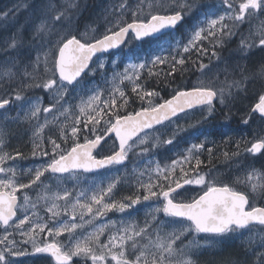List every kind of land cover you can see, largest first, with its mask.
<instances>
[{
    "label": "snow or ice",
    "instance_id": "obj_1",
    "mask_svg": "<svg viewBox=\"0 0 264 264\" xmlns=\"http://www.w3.org/2000/svg\"><path fill=\"white\" fill-rule=\"evenodd\" d=\"M142 2L143 0H141ZM222 2L226 6L225 13L216 18H209L208 14H205L204 20L199 25L194 26L191 39L187 45L183 46V53L195 50L200 56L208 55V49L203 47V40L207 39L221 44L224 40L237 34V31H234V29L238 30L241 25L250 22L251 18L255 15L264 14V0H244L238 6L237 0H222ZM75 7L77 5L74 4L73 0H68L67 8L63 10L51 5L44 6L38 10L36 21H39V23L36 24L33 21L35 25L33 39L40 42V47H44V34L50 31L52 26L57 24L64 25L66 21L70 22L69 12L74 11ZM193 7L194 0H183V2L177 0L171 7V14H159L160 9H153L152 5H149V11L145 13L140 4L133 9L128 0H123V2L113 7V15L117 18L116 22L100 38H93L92 42H88V40L81 42V39H77L75 35H70V38L65 36L56 42L52 48L51 77L47 80L39 84L25 85L23 81L30 76L27 69L31 65L25 64L23 61H20L19 64L15 61L10 62L16 68L15 74L20 77L21 82L20 91L16 93L15 100H24L26 103H29L31 105V116L37 117L41 112L39 100L33 103L29 98L22 97L20 92H23L27 87H38L55 93V103L43 108L44 113L54 111L57 104L63 107V104L60 102H69L66 97L71 96V91H74L81 84V81L89 71L95 72L105 67L103 63H97L96 69L90 67L92 63L96 62L93 60V57H96L97 53L103 54L111 49L119 48L121 45L127 44L130 39H134L141 44L152 41L158 42L163 37L170 36V33L185 21L186 15L192 12ZM154 11L157 14H153ZM7 15L8 13L5 14V17ZM212 15L215 16V13ZM126 16L131 19V23H128L124 19ZM226 21H230V23ZM203 24H206L207 27L202 26ZM257 39L258 44L255 42ZM48 43L51 44L50 41ZM8 47H17L15 36L11 38V43H9ZM179 47L178 43L173 44L169 41L167 50L171 52L179 49ZM253 47H259L261 51H264V32L259 37H251V42H249V38L241 35L240 51L245 52ZM177 55H180V58L177 59L176 56H172L170 64L168 57L161 55L153 57L150 63L153 66L169 64L171 71L165 75L171 77L174 73L178 72V66L180 70H183L186 63L184 56L179 51H177ZM211 55L219 59L215 47ZM40 59L41 57L37 56L36 62H39ZM43 59L45 64H47L49 59L48 52L44 53ZM98 60L99 57H97ZM146 66L147 62L134 65L133 67L144 69ZM206 68L207 65L203 62L199 63V69L202 74ZM3 74L5 76L13 75L12 69L5 67ZM152 74L149 72V75ZM241 74H243V69H241ZM262 74H264V69H262ZM122 75L129 80L133 78L127 75V69ZM156 75H159V73H156ZM233 86L239 87V84L234 83ZM12 91L13 89L9 85L4 91V96H0V109H5L10 104V98L5 97H10ZM88 91L92 92V95L89 97V105L96 104L91 110V113H95V115L86 112L84 107H80L79 111L81 115L86 116L87 119H81L80 116H77L73 123L68 126L71 131V138L73 139L71 149L64 150L55 139H50L48 142L52 145L51 163L42 169H36L34 178L28 184L18 183L15 170L5 166L9 161L14 162L15 158L9 154L0 155V174L8 177L7 179H0V224L5 226V235L0 237V264H14L12 258L24 254L15 248L17 242L14 239H9L10 234L7 229L15 223L14 218L18 220L15 230L20 231L21 235H25L21 226H24L26 222L31 225L33 232L36 229H39L41 232L45 230V225L34 223L27 214L23 216V219L17 217V210L21 208L16 196L18 190L31 187L48 171L53 174L76 173L78 170L89 172L120 164L125 161L127 154L132 151L134 146H143L147 143L150 134L156 131L157 126L166 127L165 122L171 124L173 119L180 118L181 113L187 115L190 110L197 107L202 111L207 109V116L203 117V120L206 121L214 115L217 103L223 107H228L230 100L234 99L231 91H226L224 87L217 88L213 81H198L195 86L189 89H174L175 94L171 99L163 100L162 103H158L155 106H151L150 104L149 107L141 108L135 115L121 116L118 112L112 110L120 106L117 103L116 91L119 92V99L124 104H127L123 91L117 89L111 92L109 100L101 101L100 103H96L100 101V92L97 89H89ZM132 91L136 92L141 100H148L149 102L152 97L159 95L154 90L145 92L139 83H136ZM141 93L143 94L141 95ZM73 109L74 106L70 105L69 109H65L62 115L66 117L68 112ZM253 114H259V118L264 121V94L259 95L258 102L252 107L248 118L243 122L247 124L253 118ZM105 117H107L105 124L97 127L101 125V120ZM113 117L115 118L114 120ZM82 129L96 134L95 139L87 140L85 138L86 142L83 145L80 144L78 137ZM179 130L183 131V129ZM42 131L43 126H40L37 135ZM62 136L65 140L69 138L67 128L62 131ZM133 137L136 138V141H139L138 145L136 141H133ZM107 139H113V145L110 149L113 154L98 159L92 154V150L98 145L102 146V141L107 143ZM175 139L176 132H173L172 138L163 141V143L171 145ZM130 141L132 142L130 143ZM0 142H2V133H0ZM159 143L158 141L157 144H153L151 147L155 148ZM249 143L251 146L245 149L247 153L253 156L258 153L264 155V137ZM37 147L39 146L37 145ZM204 147V144H194L188 151L189 153H193ZM149 151L148 147H141L139 155H143ZM207 151L211 154L212 149L208 148ZM41 154L44 156L49 155L47 151H41ZM33 155H36L35 151ZM231 155L239 156V152L232 153ZM16 156H20V153H16ZM224 156L229 158V153L225 152ZM184 159L188 160V157ZM178 163L179 161H172L171 168H165L162 172L159 166H157V180L159 181L162 175L163 181L155 185H144L143 187H145L147 194L143 196V200L148 201L152 197H156L157 199L163 198L165 201L163 208L157 209V211H162L166 217L170 218L171 223H182L186 219L189 224L183 232L179 234L176 232L170 233L166 239L159 237H157L156 241L149 239L148 243L143 245L139 244L133 237H127L128 240L132 241L130 244L131 252L127 251L125 237H110L107 243L101 244L96 233L89 234L83 240H77L74 247H70L67 251L55 242L45 244L43 247H35L34 251L36 253H50L55 257L57 264H71L74 256L81 255L86 259L90 257L92 264H104L108 254H111V260L115 261V264H195L190 258L192 250L176 247L177 242L181 241V236L184 232L212 234V238L215 239L216 237H224L227 234L246 229L253 222L264 225V207L258 208L252 206L248 195L234 190L228 185L216 186L214 182L206 180L205 176L199 172V166L203 162L198 158H196L195 167L192 169L194 173L193 178H184L183 184L178 179L170 180L169 173L175 172ZM254 172L255 170L253 169V172L248 174L249 180H251ZM180 173L182 177L188 176L183 167L180 168ZM162 184L167 185V190H164ZM189 184L203 186L206 190L198 197L192 198L191 202H174L176 197L180 195L179 190L184 185ZM114 186V184H109L107 190L103 191L111 193ZM154 188H159V191L153 190ZM256 190L257 186L253 184L252 191L255 192ZM80 195L83 196L85 194L81 193ZM68 196L69 193L65 191L64 197L67 198ZM91 199L96 205L100 206L103 196L98 198L96 194H93ZM140 199L141 197L139 196L135 199L128 198L129 203H120L118 206L115 203H104L97 208L95 215H102L106 210H112L117 207L119 211L123 212L125 209L138 204ZM77 203H79V197ZM24 204H28L27 196L24 197ZM56 207V204H53L48 209L52 213V218L59 215L58 212L54 211ZM80 208H87V211L90 213L93 211L90 205H80ZM73 209H75V205H73ZM57 223L59 222L57 221ZM76 227L75 224H72L71 228L60 224L55 230L47 228V231L50 234L58 236L64 231L71 233V230ZM151 228L152 226L148 225L140 229V231L135 232L134 236L143 240L149 236ZM98 232L102 233L103 229H98ZM117 239H119L118 244L114 243ZM259 247L264 249V241L261 242ZM114 248L118 249V251H113ZM105 249L107 252H105ZM97 252L100 254L97 255ZM253 252L257 255L260 264H264V251L256 253L255 249H253ZM129 256H134V259H129Z\"/></svg>",
    "mask_w": 264,
    "mask_h": 264
},
{
    "label": "rangeland",
    "instance_id": "obj_2",
    "mask_svg": "<svg viewBox=\"0 0 264 264\" xmlns=\"http://www.w3.org/2000/svg\"><path fill=\"white\" fill-rule=\"evenodd\" d=\"M61 2H66L68 5V0H61ZM121 2L123 0H108L105 3L104 6L106 7L100 16V29L96 33L98 34L97 38L106 34V30L116 22L117 18L113 15V7ZM128 2L133 9L138 4L141 6L145 5V3H141V0H128ZM173 2L176 3L177 0H173ZM59 9L61 8L59 7ZM225 11L226 6L222 0H207L203 8L199 7L197 18H192V24L183 28L181 33L172 32L170 36L161 39L159 45L162 48L160 50L162 51V49L168 46L169 41L173 44L181 43L182 46L187 45L191 39L194 26L199 25L204 20L205 14H208L209 18H216L219 15H223ZM213 13H215V16L212 15ZM124 19L127 22H131V19L127 16ZM74 21V18H70V22L66 21L63 25L64 36L70 37V35H74L77 29ZM226 22L230 23V21ZM202 26L207 27L206 24ZM90 30L88 29V31ZM234 31L237 30L234 29ZM262 32H264V19L262 23L254 21L251 24L247 23V31L244 37L249 38V42H251V37H259ZM82 33L83 35L88 34L86 32ZM226 40L221 44H214V41L207 39L203 40L204 46L208 47V55L205 61H203L207 65V68L203 74L200 70L195 85L198 81H213L216 87H224L226 91H231L234 99L230 100L229 106L225 108V111L228 115L240 117L244 121L248 118L252 106L258 101L259 95L264 92V74H262V69H264V51L255 50V47H253L245 52H241L240 40L237 34ZM133 42L134 39H130L117 52L101 55L98 61L97 59L95 60L96 62L93 63L91 68L96 69L97 63H103L105 67L95 72L89 71L88 75L84 77L81 84L75 89L80 94L79 109L80 107H84L86 112L91 113L92 108L96 106L95 103L89 105V97L92 95V92L88 91L89 89H97L100 92V101L96 103L108 100L106 90L109 87L118 88V83L126 79L122 75L126 69L127 75L134 77L141 70L133 67L134 65L146 62L148 65L152 58L157 56L152 52H141L134 55L127 54L130 47H138V44ZM256 42L258 44V39ZM54 45L55 41H52L49 49H52ZM221 46L222 48H220ZM214 47L220 60L211 55ZM227 48L232 51H226ZM258 49L260 48L258 47ZM12 61L15 60L10 53H7L0 60V96H4V91L9 85H21L20 77L15 74L16 68L10 63ZM46 65L47 69H51L48 63ZM5 67L11 68L13 75L5 76L3 74ZM241 69H243V74H241ZM28 80L26 78L23 83L25 84ZM234 83H238L239 87L233 86ZM33 100L31 99V101ZM18 105L21 110L20 115L15 114L12 117L9 112L0 114V133H2L0 155L9 154L7 151L9 143L13 149L16 148L19 151L17 153H20V156H16V153L13 152L9 154L15 159L14 162H7L5 166L15 170L18 183L28 184L34 178L36 169H42L48 165V160L51 158L50 155H52V145L48 142L49 140L47 142L45 140L40 141L34 134L27 131L25 122L31 115V105L24 100ZM39 105L41 106V102H39ZM91 114L95 115V113ZM205 116H207V109L202 111L200 108H196L189 111L187 115H180L179 119H173L171 124L165 123L166 127H157L156 131L150 134L145 145L134 146L132 151L127 154L128 162L125 165L113 166L99 173L87 175L83 173H70L63 176L51 177L48 171L31 187L18 190L17 194H21L19 201L21 208L17 210V217L23 219V216L27 214L34 223L45 225V230L41 232L39 229H36L33 232L31 225L26 222L24 226H21L25 235H21L20 231L15 230L16 224H18V220L15 219V223L7 229L10 234L9 239H14L17 242L15 248L24 254L13 257L14 264H56L49 253H36L34 248L43 247L45 244L55 242L67 251L70 247H74L77 240H83L84 237L91 233L98 235L101 244L107 243L110 237H125L127 251L131 252L130 244L132 241L128 240L127 237L131 236L139 244L143 245L148 243L149 239L152 241H156L157 237L166 239L170 233L176 232L179 234L183 232L188 227L189 222L183 220L182 223H171L170 218L166 217L162 211H157V209L163 208V204L165 203L163 198L157 199L156 197H152L148 201L143 200V196L147 194L143 186L158 184L157 166H159L162 172L165 168H171L172 161L174 160L179 161L176 165V168H178L183 167L182 163L184 164L195 158L198 151L189 153L188 149L194 144H202L203 141L209 140L203 139L207 136L204 133L205 120H203V117ZM47 117L49 118V116ZM80 117L81 119H87L81 113ZM106 119L101 120V125L97 127L104 125ZM45 122L46 120L40 126ZM249 123L253 126V136L250 138L251 142L264 137V121H261L256 114H253V118L249 120ZM40 126L36 128V133ZM179 129H183V131ZM173 132H176L174 142L171 145L164 144L163 141L172 138ZM181 134L183 135L179 139V142L183 145L176 152L172 153L173 159H170L165 165L159 163L155 152L156 148L172 147L177 140V136ZM94 135L96 134L89 133L86 129H82L81 131V137H84V139L94 138ZM196 136H199L203 140L196 142L194 139ZM82 141L84 142L85 140ZM109 141L111 142L113 139ZM133 141H136V139ZM158 141L160 142L159 145L152 148L151 146L157 144ZM136 144L138 145L139 141H136ZM141 147H148L150 151L139 155ZM22 151H26V153H22ZM34 151L39 157L29 163H23L22 161L26 162V159L35 157L33 155ZM41 151L51 152V154L44 156L41 154ZM160 153L162 155V150ZM176 156L179 157L176 158ZM185 157H188V160H185ZM239 159L231 160L228 167L224 166V168L215 166L206 167L200 171V174L204 175L209 182H214L216 186L228 185L237 191L252 192L255 196H261V200L264 202V155L259 154L250 161V155L243 153ZM253 169L255 172L251 180H249L248 174L253 172ZM161 177L163 178L162 175ZM193 177L194 174L192 175V173L187 176V178ZM7 178V176L0 174V179ZM109 184L115 185L111 193L103 191L107 190ZM253 184L257 186L255 192L252 191ZM153 190L159 191V188H154ZM205 190L203 186L189 184L180 191V195L176 198L191 199L198 197ZM65 191L69 193L67 198L64 197ZM81 193L85 195L81 196ZM93 194H96L98 198L103 196L100 206L104 203H115L118 206L120 203H129L128 198L135 199L137 196L141 197V199L138 204L125 209L123 212L119 211L117 207L112 210H106L102 215L97 216L95 213L100 206L92 201L91 197ZM25 196L28 197L27 205L24 204ZM78 197L79 203H77ZM259 200L258 197L252 196L250 204L256 206ZM53 204L57 206L54 211L59 213L55 218H52V213L48 211ZM73 205H75V209H73ZM80 205H90L93 211L90 213L87 211V208L81 209ZM60 224L66 225L68 228H71V225L75 224L77 227L72 229L71 233L64 231L58 236L50 234L47 231V228L55 230ZM148 225H151L152 228L147 238L140 240L134 236L135 232L140 231V229ZM101 228L103 229L102 233L98 232V229ZM4 235V227L0 224V237ZM181 241L177 242L176 247L192 250L190 258L195 264H260L253 249H255L256 253L264 251V249L259 247L261 242L264 241V227L252 226L248 230L230 233L224 237H216L215 239L212 236L203 237L201 234H196L195 232H184L181 236ZM114 243L118 244L119 239L114 241ZM113 251H118V249L114 248ZM105 252H107L106 249ZM96 254L99 255L100 253L97 252ZM128 258L134 259V256H129ZM73 260L75 262L73 261L71 264H92L90 257L86 259L82 255L74 256ZM104 264H115V261L111 260V254L107 255Z\"/></svg>",
    "mask_w": 264,
    "mask_h": 264
},
{
    "label": "trees",
    "instance_id": "obj_3",
    "mask_svg": "<svg viewBox=\"0 0 264 264\" xmlns=\"http://www.w3.org/2000/svg\"><path fill=\"white\" fill-rule=\"evenodd\" d=\"M73 1L77 7H75L74 11L69 12V16L70 18L75 19L74 23L77 29L75 30L74 35L80 38L82 41H92L93 38H97L98 34L96 33H98L101 24L100 16L102 15L106 7L104 5L106 2H108V0ZM206 1L207 0H194L192 12L186 15L185 21L173 32L181 33L183 28L192 24V18H197L199 14V12H197L199 7L203 8L206 5ZM142 3H145V5L142 6L145 13L149 11V5H152L153 9H160L159 13L161 14L170 13L172 5L175 4L173 0H144ZM47 5H54L52 7L55 8L60 7L61 10L67 8V3L61 2V0H0V60L3 59L7 53H10L12 57H14V60L17 64H19L20 61H23L25 64L31 65V67L27 69L30 74L28 77L29 80L25 82L27 85L39 84L51 77L52 49H49L50 44L48 42L50 41L52 43V41H55L56 44V42H58L62 37H65L63 25L57 24L52 26L51 30L44 34V47H40V42L33 39L35 34V25L33 24V21H35L36 24L39 23V21H36V14L39 9ZM6 13H8V15L5 17ZM154 13L156 12L154 11L153 14ZM53 15H55V13H53ZM88 29L91 30L88 31ZM82 32H86L88 34L83 35ZM13 36L16 37L17 47L9 48L8 45L11 43V38ZM160 41H152L141 44L134 40L133 43H137L138 47H130L127 54L134 55L141 52H152L156 55L168 57L170 64L172 56H176L177 59L180 58V55H177V51H179L180 54L184 56L186 61L183 70H180L178 66V72L174 73L171 77H168L165 74L171 71L169 64L155 66H153L151 63L148 64L131 80L125 79L118 83L117 89L125 93L127 104H124V102L119 99V92L116 91L117 89L109 87L106 90L108 100L110 98V93L116 91L117 103L120 106L116 109H113L112 111L118 112L119 115L134 113L141 108L149 107L150 104L151 106H155L163 100L168 99L170 96L175 94L174 89H189L192 86H195L198 73L200 72L199 63L205 61L207 55L200 56L199 53L194 50L190 51L189 53H183V46L181 43H178L180 47L177 50L169 52L166 46L164 51H161L160 49L162 47L159 45ZM214 44L217 43L214 41ZM231 45H233V43H231ZM203 47H205L204 44ZM205 48L208 49V47ZM230 50L229 48L226 49V51ZM43 52H48L49 55H51L48 59V66H50L51 69L46 68L47 65L43 59ZM37 56L41 57L39 62H36ZM149 72L153 74L149 75ZM156 73H159V75H156ZM136 83H139L145 92L154 90L159 95L152 97L150 102L148 100H141L137 93L132 91ZM142 94L143 93H141V95ZM225 108L226 107H223L217 103L215 106L214 115L205 121L204 133L207 134V136H205L203 139L209 140L202 142V144L205 145V147L201 149L202 156H197L193 158L192 161H188L183 164L184 171L187 172L188 175L191 173L192 175L194 174L192 169L195 167L196 158L200 159L201 161L207 159V162L204 163L202 161L203 163L199 166L200 172L202 169L206 167L209 168L210 166L228 167L231 160H238L243 155L247 138L251 133L252 124L249 122L245 124L243 120L240 119V117L228 115L225 111ZM114 119L115 118L113 117V120ZM182 135L183 134L177 136V140L172 145V147L167 146L156 148L155 152L159 163L165 165L170 159L174 157L172 153L174 151L176 152V150L181 148L183 145L179 142V139H181ZM194 139L196 142L203 140L200 139L199 136H196ZM82 140H85L84 137ZM112 145L113 141L110 142L108 140L107 143H104L98 150V153L101 155L110 154L112 152V150H110ZM208 148L212 149L211 154L207 151ZM161 150L162 155L160 153ZM225 152L229 153V158L224 156ZM235 152H239V156L231 155ZM180 168L181 167L176 168L174 173H169L170 180L178 179L180 182H183V179L187 178L181 176ZM162 181L163 178L161 177L158 183H162ZM162 187L164 190L167 189V185L162 184Z\"/></svg>",
    "mask_w": 264,
    "mask_h": 264
},
{
    "label": "flooded vegetation",
    "instance_id": "obj_4",
    "mask_svg": "<svg viewBox=\"0 0 264 264\" xmlns=\"http://www.w3.org/2000/svg\"><path fill=\"white\" fill-rule=\"evenodd\" d=\"M237 1H238V4L240 2H244V0H237ZM263 19H264V14L255 15L253 18H251L250 22H248V23L251 24V23H253V21L256 22V23H262ZM246 31H247V23H245L244 25H241L239 27V29L237 30V36H238L239 40L241 39V35L245 36ZM255 50H260V49H258V47H255ZM263 56H264V54H263ZM11 87L13 89V91L11 93V96L10 97H5V98H10L11 102H10L9 105H7L5 107V109H1L0 110V114L4 113V112H9L10 115L13 117L15 114H18V115L21 114V110H20V107H19L18 104L22 100L18 101V100H15V98H14L16 93L20 91L21 85H11ZM29 93L31 95H28ZM22 94H24L25 96L22 95ZM20 95L22 97L29 98L30 100L34 99L32 102H36L37 100H39V102H41V106L39 105L41 107V112L38 114V116L37 117H32L30 115L29 118L27 119V121L25 122V125H26L25 128L27 129V131L29 133H31V134H34L36 136V138L38 140H40V141L41 140L42 141L45 140V142H47L50 139H55L56 142L61 145L62 149L70 150L71 147L73 146V139L71 138V131H70V128L68 126L73 123L74 119L77 116H80V111H79V107H78L80 94L77 91H75V90L71 91V96L70 97H66V99L69 102L68 103H64L63 101H61L60 103L63 104V107H61L60 104H57L56 105V109L54 111L50 112V113H44L42 109L45 108V107H49L50 104L55 103V100H54L55 93L46 91V90H44L42 88H38V87H27V88H25V90L23 92L20 93ZM70 105L74 106V109L70 110L68 112L67 116L65 117V115H62V113L65 112V109H69ZM47 116H49V118ZM257 116L259 117V115H257ZM44 120H46V122L42 125L43 126V131L39 135H37L35 130H36L37 127L40 126V124H42L44 122ZM66 128L68 129V137H69L67 140H65L63 138V136H62V131L64 129H66ZM252 133H253V131L251 129V133L248 136L247 141H246L245 149H247V148H249L251 146V144L249 142H251L250 138L253 136ZM94 137H95V135H94ZM91 138H93V137L87 138V140L91 139ZM78 142L79 143L83 142L82 141V137H81V133L79 134ZM8 148L9 149H7V151L9 152V154L12 153V152L13 153H17V151H18L16 148L13 149V147H12V145H10V143H9ZM245 149H244L243 153H245L246 155H250V159H251L250 161H252L254 159V157L259 155V153H258L255 156H253L252 154L247 153L245 151ZM30 151L32 152V150H30ZM22 153H26V151H22ZM49 154H51V152H49ZM96 155L98 157H101L100 153H96ZM197 156H202V150L201 149L198 150V152H197L195 157H197ZM38 157L39 156L36 154L35 157H33L32 159L28 158V159H26V162H24V161H22V162L23 163H29L31 161H34ZM50 157L52 158V155H50ZM178 157L179 156H176V158H178ZM51 158L48 160V164L51 163ZM189 161H192V160H189ZM202 161L205 163V162H207V159L202 160ZM127 162H128V158H127ZM182 165H183V163H182ZM113 166H118V165H113ZM220 168H224V167H220ZM76 173H83V174L87 175V173H84V172H81V171H77ZM49 174L52 177V176H63V175L70 174V173L53 174V173L49 172ZM181 183L183 184V182H181ZM186 186L187 185H184V187L182 189H180L179 192L182 191L184 188H186ZM240 192H242V191H240ZM243 193H245L246 195L249 196V202L252 199V196H254L255 198L258 197L260 200L258 201L256 206H263V201L261 200V196H255V194H253L252 192H248V191H245ZM16 195L18 197V202H19L21 194L20 193H18V194L16 193ZM193 198H195V197H193ZM191 200H192V198L191 199L176 198L175 202L187 203V202H191ZM256 206H254V207H256ZM1 226L5 227L2 224H1ZM252 226H263L264 227V225H261V224H254ZM252 226H250V227H252ZM250 227H248L246 229H241L240 231L248 230ZM200 234L202 236H212V234H202V233H200Z\"/></svg>",
    "mask_w": 264,
    "mask_h": 264
},
{
    "label": "water",
    "instance_id": "obj_5",
    "mask_svg": "<svg viewBox=\"0 0 264 264\" xmlns=\"http://www.w3.org/2000/svg\"><path fill=\"white\" fill-rule=\"evenodd\" d=\"M160 14V13H159ZM168 14H171V13H168ZM128 23H131V22H128ZM180 26V25H179ZM178 26V27H179ZM177 27V28H178ZM176 28V29H177ZM70 38V37H69ZM100 38V37H99ZM77 39H79V38H77ZM81 42H83V41H81ZM92 42V41H91ZM124 45H121L119 48H116V49H111V50H109L108 52H105V53H103V54H109V53H111L112 51H117V50H119L121 47H123ZM101 53H97V56L98 55H100ZM96 56V57H97ZM96 57H93V60L96 58ZM92 65V64H91ZM91 65H90V67H91ZM182 90V89H181ZM263 94H264V92H263ZM174 95V94H173ZM172 95V96H173ZM172 96H170L168 99H171L172 98ZM167 100V99H166ZM163 102V101H162ZM162 102H160V103H162ZM258 102V101H257ZM256 102V103H257ZM255 103V104H256ZM254 104V105H255ZM254 105L252 106V107H254ZM197 108H199V107H197ZM195 109V108H194ZM252 109V108H251ZM1 110V109H0ZM141 110V109H140ZM140 110H138V111H140ZM138 111H136V112H138ZM135 112V113H136ZM135 113H130V114H132V115H135ZM181 114H183V113H181ZM180 114V115H181ZM126 115H129V114H124V115H122V116H126ZM259 115V114H258ZM165 123H167V122H165ZM157 127H159V126H157ZM95 139V137L93 138V139H89V140H94ZM134 139H136L135 137H133V140ZM108 140V139H107ZM86 141H84V142H81L80 144H84ZM131 142V141H130ZM118 143V142H117ZM104 144V142L102 141V145ZM101 146H97L95 149H93L92 150V154L94 155V156H96L98 159L99 158H102V157H98L97 155H96V151L100 148ZM118 150V149H117ZM113 153H111V154H109V155H112ZM105 156H107V155H105ZM126 162H127V158L125 159V161H123L122 163H120V164H115V165H118V166H122V165H124V164H126ZM111 166H113V165H111ZM111 166H109V167H111ZM109 167H107V168H104V169H99V170H93V171H89V172H85V171H83V170H78V171H81V172H84V173H87V174H93V173H96V172H100V171H103V170H106V169H108ZM50 172V171H49ZM63 174H65V173H63ZM201 195V194H200ZM17 196V195H16ZM17 200H18V197H17ZM175 202V201H174ZM179 203V202H178ZM256 207H258V208H262V206H256ZM15 219V218H14ZM186 220V219H185ZM254 224H259L258 222H253V223H251L249 226H251V225H254ZM4 226V225H3ZM248 226V227H249ZM202 234H205V233H202ZM53 243V242H52ZM50 254V253H49ZM50 256H51V258L53 259V261L54 262H56V259H55V257H53L51 254H50ZM57 263V262H56Z\"/></svg>",
    "mask_w": 264,
    "mask_h": 264
},
{
    "label": "bare ground",
    "instance_id": "obj_6",
    "mask_svg": "<svg viewBox=\"0 0 264 264\" xmlns=\"http://www.w3.org/2000/svg\"><path fill=\"white\" fill-rule=\"evenodd\" d=\"M17 3H18V1H17ZM227 41V40H226ZM230 44H231V42H230ZM220 48H222V46L220 47ZM231 48V47H230ZM233 48V47H232ZM235 48V47H234ZM237 49V48H236ZM219 50V49H218ZM230 50V49H229ZM232 51V50H231ZM219 53V52H218ZM226 57V56H225ZM224 59V58H223ZM217 60V59H216ZM215 60V61H216ZM220 60V59H219ZM211 63H213V62H211ZM39 73V72H38ZM21 93V92H20ZM22 95H24V94H22ZM28 95H31L30 93L28 94ZM33 95V94H32ZM39 95V94H38ZM25 96V95H24ZM25 257V256H24ZM26 259V258H25Z\"/></svg>",
    "mask_w": 264,
    "mask_h": 264
}]
</instances>
